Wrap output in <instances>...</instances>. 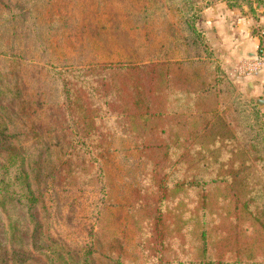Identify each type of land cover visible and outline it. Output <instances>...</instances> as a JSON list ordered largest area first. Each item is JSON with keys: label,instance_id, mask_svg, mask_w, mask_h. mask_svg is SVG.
I'll return each instance as SVG.
<instances>
[{"label": "trees", "instance_id": "trees-1", "mask_svg": "<svg viewBox=\"0 0 264 264\" xmlns=\"http://www.w3.org/2000/svg\"><path fill=\"white\" fill-rule=\"evenodd\" d=\"M12 1L0 0V264H264L212 256L208 236V191L253 165L261 186L240 203L264 218V109L207 39L214 0ZM68 179L101 190L82 246L49 227L45 194Z\"/></svg>", "mask_w": 264, "mask_h": 264}, {"label": "rangeland", "instance_id": "rangeland-1", "mask_svg": "<svg viewBox=\"0 0 264 264\" xmlns=\"http://www.w3.org/2000/svg\"><path fill=\"white\" fill-rule=\"evenodd\" d=\"M10 2L13 3L12 0ZM19 37L28 40L30 35L27 32ZM39 57L42 56L37 47L31 51V58L39 64ZM79 163L80 161L77 164ZM67 181L72 184L60 183L45 194L50 231L63 245L71 247L86 245L90 241L101 190L95 184L88 185L80 180ZM261 183L262 177L253 165L233 177L225 187L212 188L208 191L205 203L208 236L215 250L212 256H216L220 249L224 251L227 249L234 257L238 256L235 251H240L244 255L260 253L264 257V218L261 215L250 214L240 203L248 194L258 189ZM222 197L229 198L230 202L223 204L220 202ZM236 200H239L238 204ZM188 242H191V239Z\"/></svg>", "mask_w": 264, "mask_h": 264}, {"label": "crops", "instance_id": "crops-1", "mask_svg": "<svg viewBox=\"0 0 264 264\" xmlns=\"http://www.w3.org/2000/svg\"><path fill=\"white\" fill-rule=\"evenodd\" d=\"M253 17L248 8H229L224 0H214L204 9V29L222 65L234 70L238 62L256 54L264 29V7ZM241 91L254 99L264 98V68L255 76L238 80ZM245 84V85H244Z\"/></svg>", "mask_w": 264, "mask_h": 264}, {"label": "built area", "instance_id": "built-area-1", "mask_svg": "<svg viewBox=\"0 0 264 264\" xmlns=\"http://www.w3.org/2000/svg\"><path fill=\"white\" fill-rule=\"evenodd\" d=\"M261 34L264 36V29ZM264 68V48L255 55L241 59L236 66V76L239 78H251Z\"/></svg>", "mask_w": 264, "mask_h": 264}, {"label": "water", "instance_id": "water-1", "mask_svg": "<svg viewBox=\"0 0 264 264\" xmlns=\"http://www.w3.org/2000/svg\"><path fill=\"white\" fill-rule=\"evenodd\" d=\"M255 104L260 107L263 108L264 107V98L259 97L255 99Z\"/></svg>", "mask_w": 264, "mask_h": 264}]
</instances>
